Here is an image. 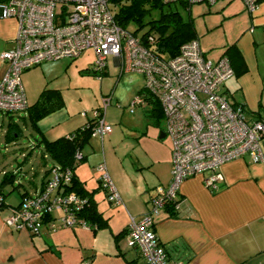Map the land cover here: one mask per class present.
I'll return each instance as SVG.
<instances>
[{
	"label": "crops",
	"instance_id": "crops-1",
	"mask_svg": "<svg viewBox=\"0 0 264 264\" xmlns=\"http://www.w3.org/2000/svg\"><path fill=\"white\" fill-rule=\"evenodd\" d=\"M256 7L249 12L242 1L235 3L232 0H221L214 6L215 11L210 12L212 19L207 32L208 35L214 31L221 32L223 37H220L219 42H214L213 45H217L214 46L215 49H207L212 45L207 40L200 46L206 57L216 59L224 53L227 46L233 45L236 54L228 53L227 56L231 61L233 59L234 73L225 79L221 91L231 103L243 106L246 117L264 120V0H259ZM16 29L15 18H0V53L13 45ZM89 50L92 52L90 61L87 65H81L78 70L95 76L83 70L92 66L94 51L86 48L77 56H82ZM65 58L42 61L22 72L23 90L28 104L37 98L43 87H55L61 91L63 105L37 121L39 130L31 127L27 119L22 121L20 116L15 117L20 120L22 129L19 135L8 140L4 138L8 116L0 112V153H8L10 145L23 136L24 128L32 130L30 137L42 135L52 139L67 134L90 118L84 110L81 111L80 120L73 119L66 113L63 86L64 83H70L72 76L67 70L69 61ZM106 62L102 76L113 69L117 77L112 88L99 99L102 101L101 98L107 95L110 97L111 102L104 110V119L111 123L116 117L107 111L108 106L116 110L119 102L128 103L129 98L131 100L144 86V76L134 71H123L115 56L110 57L111 64ZM6 70L7 65L0 55V78L5 75ZM98 78L101 79L99 76ZM144 105L145 103L137 105L142 106L146 119L141 135L153 138L155 133L151 129L156 124L146 116L147 105ZM163 127L164 123L160 130ZM104 135H93L99 136L100 148L93 136L87 142L90 148L83 149L84 144L81 148L84 157L75 167L74 173L87 189L96 188L93 197L97 209L108 221L107 226L96 229L82 225L60 226L55 229L43 226L35 235H31L25 228L9 227L5 224V218L10 214L12 206L18 204L23 192L34 193L41 188L50 162L41 156L42 151L37 162H31L30 170L25 169L17 159H13L11 162L14 163L10 162L9 166L3 165L0 173H9V185L18 183L19 195L15 201L10 195L4 194V204L0 205V264H80L83 261L88 262L87 264L145 263L138 250L127 244L126 233L117 241L114 240V233L127 227L130 216H140L150 208V198L157 184H168L171 177L172 145L169 150L151 156V162L138 164V167H147L149 170L139 189H130L128 175L124 176L120 170L117 175L114 171L112 181L121 198L119 203H114L107 199L103 187L99 185L100 174L94 168L100 162L106 165L102 148ZM141 135L136 136L141 138ZM36 138L32 143L13 146L12 149L18 148V152L23 154L27 151L24 160L30 161L29 157L35 147H42L38 150H43V144L36 143ZM261 146L264 153V136ZM6 159L4 157L2 160ZM12 167L13 170L10 169ZM220 167L223 178L217 182L216 189L206 185L203 180L210 173L209 170L182 180L177 195L179 207L174 208L175 213H169L167 207H162L154 215L157 237L171 260L181 259L186 264H264V165L252 162L248 155H243L222 163ZM90 177L94 180L91 183ZM2 190L5 192L3 187ZM96 191L102 192L105 202H99L96 197L99 193L96 194Z\"/></svg>",
	"mask_w": 264,
	"mask_h": 264
},
{
	"label": "built area",
	"instance_id": "built-area-1",
	"mask_svg": "<svg viewBox=\"0 0 264 264\" xmlns=\"http://www.w3.org/2000/svg\"><path fill=\"white\" fill-rule=\"evenodd\" d=\"M172 2V0H166ZM202 0H185L187 5ZM214 2L215 0H205ZM110 0H0V18L17 21L13 45L0 53L7 70L0 79V112H15L27 107L21 74L42 61L75 58L82 50L94 51V68L102 70L108 57H117L123 71L144 76L143 85L157 97L164 111L163 131L171 141V177L167 185L157 184L150 198V208L140 216H130L126 229L127 244L135 247L145 264H186L170 259L154 229L160 208L172 204L179 207L177 198L182 180L192 174L210 173L203 180L212 189L223 175L220 165L228 160L248 155L251 161L264 165L261 139L264 120L249 119L242 105L231 103L221 87L234 73L230 58L223 53L216 59L205 56L199 39L181 44L173 57H161L150 44L155 37L149 34L145 42L130 29L118 25ZM249 12L259 0H242ZM100 77V76H99ZM99 108L93 109L95 121L91 136L102 137L112 130L104 119L110 97L103 96ZM144 97L135 94L128 104L133 111ZM82 158V152L75 153ZM107 198L120 202L104 162L97 165ZM43 188L26 195L18 206L12 207L5 224L16 229L38 232L40 219L47 220L52 229L60 226H90L77 216L85 201L66 184L71 169L53 167ZM1 198V195H0ZM81 262L80 264H87Z\"/></svg>",
	"mask_w": 264,
	"mask_h": 264
},
{
	"label": "trees",
	"instance_id": "trees-1",
	"mask_svg": "<svg viewBox=\"0 0 264 264\" xmlns=\"http://www.w3.org/2000/svg\"><path fill=\"white\" fill-rule=\"evenodd\" d=\"M110 1H113L115 5L114 13L117 24L122 26L123 28L128 29L130 23L136 24L137 26L132 29L131 32L134 35L139 36L143 42L146 41L147 36L149 34L154 36L156 39L154 43L150 44V48H152V50L161 57H173L179 51V46L181 44L193 38L198 39V34H196L195 24L192 21V18L190 16L184 18L179 10H177L176 8H170L172 2L177 1L182 6L189 9L190 5H187L185 0H172V2L166 0ZM154 11L159 12L157 16L153 15ZM146 16H148L149 18L145 19ZM144 26H146V29L143 30L141 33H138V29ZM224 53H226L227 55L228 53L236 54V50H234L233 45H230L224 49ZM232 61L230 58L231 65ZM83 70L84 72H91L94 75L102 77V73L105 71V67L102 68V70H98L94 68L93 63L90 68H85ZM138 94H141L144 97V101L140 104L145 103L144 106L147 105L145 112L146 116L150 121L154 122L156 125L159 126L164 116V111L161 107L159 99L153 94H151L147 89H145L144 86L140 88ZM62 105L63 101L60 89L55 87H43L40 93L38 94L37 98L32 103L27 104V107L25 109L15 112L6 111L3 113L5 116H8L4 138L8 140L19 135L22 129L20 125V120L23 121L24 119H27L30 123V126L33 127L35 130H39L38 126L36 125L37 121L47 113L55 110L57 107H60ZM99 107L100 105L95 108ZM19 116L21 117V119L16 120L15 117ZM94 121L95 115L92 114V117H90L82 125L68 132L67 134L59 135L56 136V138L52 139L42 135L36 136V143L43 144V152L41 156L44 159H47V157L52 159L47 168L46 177L40 189L43 188V185L46 183V180L51 175L50 172L53 167L71 169L72 175L69 183L66 184L67 190H73L77 195H79L80 198H85V201L82 206L77 209V216L85 220L90 225V227L96 229L97 227L108 225V221H106V218L103 217L102 212L96 207V201L93 197V193L95 192L96 188L91 190L87 189L85 185L82 184V181L79 180L76 173H74L75 167L81 162L82 158L84 157L81 148L92 137L91 132L93 129ZM77 151L82 152V158L79 159L75 157V153ZM12 175H14L13 171ZM1 177L2 178L0 180V205L4 204L3 199L4 194L6 193L2 190V187H4L6 183H8L7 179L9 178V173L5 171ZM99 180V185L103 187L106 195V188L101 183L100 177ZM29 194L33 193L23 192V195L21 196V199L18 204L13 205L12 207L18 206L19 203L22 201L23 197ZM166 207L169 213H175V209L172 204L166 205ZM46 221L40 219L41 225L39 226L38 232L36 233H39L43 226L51 228L49 223H47ZM126 229L127 227L121 229V231L117 233H114V240L117 241L122 237L124 233H127ZM27 231L31 235L36 234L29 230Z\"/></svg>",
	"mask_w": 264,
	"mask_h": 264
},
{
	"label": "rangeland",
	"instance_id": "rangeland-1",
	"mask_svg": "<svg viewBox=\"0 0 264 264\" xmlns=\"http://www.w3.org/2000/svg\"><path fill=\"white\" fill-rule=\"evenodd\" d=\"M219 1L215 2H207L205 0L193 2L190 4V8L187 9L186 7L182 6L179 2H172L170 8H176L180 11L183 17L190 16L192 21L195 24L196 34H198V39H200V44L203 46L204 42L207 40L211 45L208 46L207 49H215L213 45L214 42H219L220 37H223V33L221 32H210L208 35L207 27L210 23V19L212 16L210 14L211 11H215L214 6L218 5ZM237 3L238 1L242 0H232V2ZM243 3V2H242ZM111 7H115L114 2H110ZM158 11H154L153 15L157 16ZM149 17L146 16L145 19ZM137 25L134 23L129 24V29L132 30ZM146 29V26L138 29V33H141L143 30ZM92 56V52L82 54V56H77L75 58H65L68 60V72L70 73L71 81L70 83H64L63 86V95L64 100L66 101V113L71 115L73 119L81 118V111L88 112V117H92L93 109L100 105L101 100L99 99L103 93L108 92L112 88V84L115 81L117 75L114 74L113 69H110L108 74H103L101 79L98 76L87 75L83 73L78 68L81 65H87L90 61ZM108 63L110 62V57H108ZM81 68V67H80ZM112 68V67H110ZM130 98L128 103H118V109L116 110L110 105L107 108V111L116 119L111 121L112 130L109 133H105L103 141H102V148L104 149V160L106 161L107 170L110 173V177L113 178L114 171L119 174V170L122 171L124 176L128 175L127 181L128 186L130 189H139L143 183L142 180L145 176L149 174V170L147 167L140 168L138 167L139 163L143 164L145 162H151V156L157 155L159 152H165L171 148V141L169 136L166 135L164 137H159V130L160 127L163 125V121L160 122V125L156 126L151 129L154 131V137H147L144 134L141 135L142 131L141 128H144L146 125L145 117L143 115L142 106L135 105L134 111L128 110ZM140 114V115H139ZM139 115V116H138ZM144 130V129H143ZM32 132L31 129L24 128L23 136H20V140L15 144H11L8 150V153H0V170L5 166H9V163L13 161V159H17L21 162L22 166L30 170L31 162H37V159L40 157V154L43 150H38L42 147H35L33 153L29 157L30 161L24 160L25 154L27 151L23 153L18 152V148L12 149V147H18L21 144H28L32 143L33 140L35 141V136L32 135L30 137L29 133ZM136 132V133H135ZM136 135H141L142 137L139 138ZM94 140L97 141L99 148H100V138L99 136H93ZM90 148L89 143L85 144L83 149ZM3 151V148H1ZM157 153V154H156ZM7 158L5 161L2 159ZM11 159V160H10ZM7 161V163H5ZM47 161L51 162L52 159L47 157ZM14 162H11V164ZM14 167L10 168L13 170ZM96 172H101L97 170L96 165L94 166ZM19 174V172H17ZM0 173V180H1ZM93 177V176H92ZM20 182L22 180L18 179ZM93 178L90 177L89 183L93 182ZM113 182V181H112ZM114 184V183H113ZM13 185V188H12ZM18 183L13 182V184L6 183L3 187L5 190L6 196L11 197L13 200L18 199ZM99 193V196H96L99 202H102L105 198L102 197L101 191H96V194ZM122 207H124L122 205Z\"/></svg>",
	"mask_w": 264,
	"mask_h": 264
},
{
	"label": "water",
	"instance_id": "water-1",
	"mask_svg": "<svg viewBox=\"0 0 264 264\" xmlns=\"http://www.w3.org/2000/svg\"><path fill=\"white\" fill-rule=\"evenodd\" d=\"M164 136H166V133H164L163 130H160L159 131V137H164Z\"/></svg>",
	"mask_w": 264,
	"mask_h": 264
}]
</instances>
